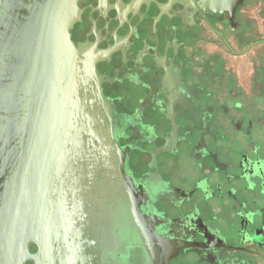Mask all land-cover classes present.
Masks as SVG:
<instances>
[{"label":"flooded vegetation","instance_id":"1","mask_svg":"<svg viewBox=\"0 0 264 264\" xmlns=\"http://www.w3.org/2000/svg\"><path fill=\"white\" fill-rule=\"evenodd\" d=\"M205 3H78L90 129L68 197L72 264H264V3ZM4 183L0 260L38 255L42 214L3 221Z\"/></svg>","mask_w":264,"mask_h":264},{"label":"water","instance_id":"2","mask_svg":"<svg viewBox=\"0 0 264 264\" xmlns=\"http://www.w3.org/2000/svg\"><path fill=\"white\" fill-rule=\"evenodd\" d=\"M80 1L0 0V182L11 207L1 219L36 211L43 219L40 253L5 249L0 264H72L78 255L68 197L90 129L80 97L87 82L70 37ZM243 1L206 0L205 8L232 12Z\"/></svg>","mask_w":264,"mask_h":264},{"label":"rangeland","instance_id":"3","mask_svg":"<svg viewBox=\"0 0 264 264\" xmlns=\"http://www.w3.org/2000/svg\"><path fill=\"white\" fill-rule=\"evenodd\" d=\"M263 3H264V0H263ZM264 5V4H263ZM264 7V6H263ZM261 49H263V51H264V45L262 46V48Z\"/></svg>","mask_w":264,"mask_h":264}]
</instances>
